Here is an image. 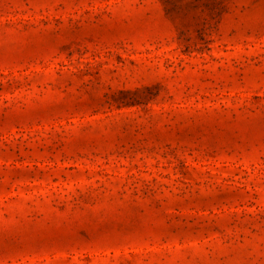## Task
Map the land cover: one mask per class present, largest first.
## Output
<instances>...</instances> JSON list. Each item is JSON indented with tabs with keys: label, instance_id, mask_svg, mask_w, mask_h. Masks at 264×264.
I'll list each match as a JSON object with an SVG mask.
<instances>
[{
	"label": "rangeland",
	"instance_id": "374dc122",
	"mask_svg": "<svg viewBox=\"0 0 264 264\" xmlns=\"http://www.w3.org/2000/svg\"><path fill=\"white\" fill-rule=\"evenodd\" d=\"M0 264H264V0H0Z\"/></svg>",
	"mask_w": 264,
	"mask_h": 264
}]
</instances>
